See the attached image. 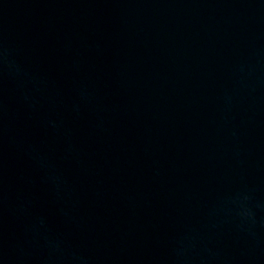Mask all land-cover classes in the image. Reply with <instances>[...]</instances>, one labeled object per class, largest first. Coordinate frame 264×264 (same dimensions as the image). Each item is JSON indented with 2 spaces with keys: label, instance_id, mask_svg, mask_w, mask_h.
Returning <instances> with one entry per match:
<instances>
[{
  "label": "water",
  "instance_id": "water-1",
  "mask_svg": "<svg viewBox=\"0 0 264 264\" xmlns=\"http://www.w3.org/2000/svg\"><path fill=\"white\" fill-rule=\"evenodd\" d=\"M0 264H264V0H0Z\"/></svg>",
  "mask_w": 264,
  "mask_h": 264
}]
</instances>
